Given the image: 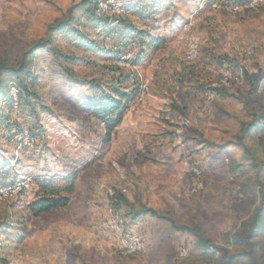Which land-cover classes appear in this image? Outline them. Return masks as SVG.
Returning a JSON list of instances; mask_svg holds the SVG:
<instances>
[{
  "label": "rangeland",
  "instance_id": "1",
  "mask_svg": "<svg viewBox=\"0 0 264 264\" xmlns=\"http://www.w3.org/2000/svg\"><path fill=\"white\" fill-rule=\"evenodd\" d=\"M81 1L0 0V62L34 79L30 105L0 99V186L22 183L0 199V264H219L201 241L239 252L230 237L264 188V2L121 0L118 15L103 2V28ZM71 15L89 45L50 36ZM111 85L135 94L104 142L80 100ZM51 187L68 202L35 214Z\"/></svg>",
  "mask_w": 264,
  "mask_h": 264
},
{
  "label": "trees",
  "instance_id": "2",
  "mask_svg": "<svg viewBox=\"0 0 264 264\" xmlns=\"http://www.w3.org/2000/svg\"><path fill=\"white\" fill-rule=\"evenodd\" d=\"M102 0H82L79 10L83 12L87 18L95 21L101 27H111L107 18H103L98 11V5ZM240 3L244 0H238ZM71 18L61 20L59 23L52 24L50 30L52 33H65L66 31L74 32L79 40V45L86 46L91 41H86L82 34L74 28ZM51 38V37H50ZM49 38V39H50ZM150 42L153 47H156V42ZM50 40L45 44H49ZM27 66H21L19 69L8 68L6 62H0V99L7 102L8 106L12 107L14 101L11 96L4 91L6 83H12L15 86L16 103L20 104L21 100L30 105L29 97L32 92L30 89L33 77L26 70ZM71 73V72H70ZM97 92V90H95ZM135 92H125L117 86L111 85L108 90L99 88L98 92L93 96H85L80 100V105L87 110L94 118L99 119L105 126L104 142L109 141L110 134L119 125L123 119L127 103L133 99ZM251 125V124H250ZM74 176H70L64 188L61 190L66 195L70 194L73 189ZM60 191L57 188L51 187L43 196H40L35 202L33 211L35 214H40L49 211L52 208L64 206L68 202L66 196H60ZM264 230V188L260 190V201L254 209L251 217L243 222L231 240L240 247V251L228 254L226 250L222 252L221 248L211 246L207 242L201 241V246L205 252L217 251L220 254L219 264H235L244 262L245 264H264V244L260 243L259 235Z\"/></svg>",
  "mask_w": 264,
  "mask_h": 264
},
{
  "label": "built area",
  "instance_id": "3",
  "mask_svg": "<svg viewBox=\"0 0 264 264\" xmlns=\"http://www.w3.org/2000/svg\"><path fill=\"white\" fill-rule=\"evenodd\" d=\"M103 2H108L111 5V11L114 14H119L122 13L123 9H122V2L121 0H102L99 5H101ZM264 0H244L242 3H240L239 5H235L234 6V10H242V9H251L254 8L255 6L263 3ZM98 5V11H100ZM100 14V12H99ZM198 55V44H197V40L193 39L190 40L187 44V59L188 60H194L195 58H197ZM224 78H226L228 76V73L226 71L223 72ZM11 84V96L13 98V96H16V92H15V86L10 82ZM13 95V96H12ZM24 135V139L26 140V138L28 137L26 135V132L23 133ZM28 141V138H27ZM24 142V141H23ZM22 189V183L19 181L10 183V184H6V185H2L0 186V199L1 198H5V197H12L15 196L17 193H19V191ZM122 228V226H121ZM140 245H141V239L140 237L133 232L130 231H123L121 230L120 232V250L123 254H133L136 253L139 249H140ZM179 256L180 257H184L185 254L183 251L179 252Z\"/></svg>",
  "mask_w": 264,
  "mask_h": 264
}]
</instances>
